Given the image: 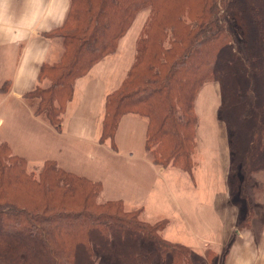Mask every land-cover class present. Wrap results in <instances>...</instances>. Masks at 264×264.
Masks as SVG:
<instances>
[{
	"label": "trees",
	"instance_id": "trees-1",
	"mask_svg": "<svg viewBox=\"0 0 264 264\" xmlns=\"http://www.w3.org/2000/svg\"><path fill=\"white\" fill-rule=\"evenodd\" d=\"M143 10L134 61L106 97L101 140L114 146L122 116L137 114L148 123L152 161L192 176L196 97L217 81L229 132L230 192L244 200L248 223L250 188L264 171V0H70L62 26L44 33L61 39L60 58L42 65L26 96L60 129L76 80L117 51ZM101 190L99 181L54 160L31 168L0 141V264H99L100 254L151 264L166 253L170 264H195L191 248L163 238L165 220L145 221L140 208L102 200ZM206 256L215 259L214 252Z\"/></svg>",
	"mask_w": 264,
	"mask_h": 264
},
{
	"label": "crops",
	"instance_id": "crops-1",
	"mask_svg": "<svg viewBox=\"0 0 264 264\" xmlns=\"http://www.w3.org/2000/svg\"><path fill=\"white\" fill-rule=\"evenodd\" d=\"M69 5L70 0H0V141L31 168L54 160L66 171L99 181L102 200L140 208L148 222L165 220L163 238L188 246L205 264H264V218L256 242L253 217L243 224L247 209L230 192L229 132L219 114L217 81L205 84L196 97L192 176L152 161L146 149L148 123L137 114L122 116L114 146L101 140L106 97L134 61L136 40L129 56L116 60L127 34L115 53L76 80L60 129L46 114L36 113L38 100L26 95L39 83L42 65L61 55V39L44 33L62 26ZM207 251L215 253L214 261Z\"/></svg>",
	"mask_w": 264,
	"mask_h": 264
},
{
	"label": "rangeland",
	"instance_id": "rangeland-1",
	"mask_svg": "<svg viewBox=\"0 0 264 264\" xmlns=\"http://www.w3.org/2000/svg\"><path fill=\"white\" fill-rule=\"evenodd\" d=\"M147 12H148L147 10H143L137 16L134 24L128 31L127 35L123 38L120 44V47H119L120 51L118 53L121 55L119 56V58L117 57L116 59L117 61L123 57L126 59L129 56L130 45H132L133 42L136 40L138 36V31L141 29V26L143 22L145 21ZM111 62H113V60ZM117 67H119V65L116 66V69ZM120 67L122 66L120 65ZM255 185H256V189H255ZM250 189H251L253 202H254L253 204V208H254L253 224L254 225L251 229L254 234L251 236L255 239L256 242H259V237L262 236V232H263V228H262L263 222L262 221L264 218V171L255 175L254 182ZM235 195L238 197L236 193ZM242 202L245 208H247L244 200ZM126 209L129 210L130 208L126 207ZM147 248L152 250L154 247L152 244L147 243ZM193 257L195 260V264H205L203 257L199 253L197 252L193 253ZM170 259L171 257L169 254L167 255V253L165 255H162L161 257L160 256L158 257L157 255H155L151 264H161V263L170 264ZM98 263L99 264H126L125 261L119 258H116V257H112L111 255H108V254H100L98 256Z\"/></svg>",
	"mask_w": 264,
	"mask_h": 264
}]
</instances>
